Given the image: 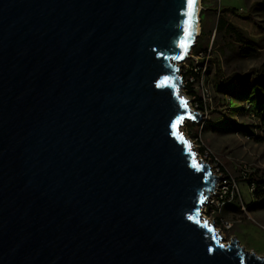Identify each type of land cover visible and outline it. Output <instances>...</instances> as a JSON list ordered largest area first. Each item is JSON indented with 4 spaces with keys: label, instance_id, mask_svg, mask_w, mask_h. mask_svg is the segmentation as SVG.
<instances>
[{
    "label": "water",
    "instance_id": "water-1",
    "mask_svg": "<svg viewBox=\"0 0 264 264\" xmlns=\"http://www.w3.org/2000/svg\"><path fill=\"white\" fill-rule=\"evenodd\" d=\"M196 8L0 0V264H264L204 216L220 177L181 129Z\"/></svg>",
    "mask_w": 264,
    "mask_h": 264
},
{
    "label": "rangeland",
    "instance_id": "rangeland-1",
    "mask_svg": "<svg viewBox=\"0 0 264 264\" xmlns=\"http://www.w3.org/2000/svg\"><path fill=\"white\" fill-rule=\"evenodd\" d=\"M263 3L264 0H202V11L204 7L206 8L204 25L207 31H213L212 35L208 33L202 41L204 46L209 45L208 55L205 56L202 65L187 58L181 63L180 70L182 84L185 86L181 88V92L189 99L192 111L199 112L195 106L198 96L203 98L205 92L207 95L205 109L200 113L201 120H188L181 128L185 136L191 139L199 157L209 163L213 173L220 177L214 192L216 193L221 186L228 185L229 189H233L235 195H238L242 206L239 212L227 210L223 214V218L230 221L232 227L229 230L221 228L219 233L226 242L236 237L245 250L254 251L259 256H264V196L255 203L256 209L249 210L246 204L256 201L250 192L249 179H264V143H257L241 132L231 130L232 125L227 123V120L237 125L251 126L254 130H260L262 122L253 113L246 111L244 108L246 103L229 101L228 95L218 92L216 81L218 76L219 79L226 81L235 75L249 81L253 73L259 72L264 67V6H261ZM222 9H236V13L224 12ZM221 20L234 25L253 42L252 47L256 49L255 56L246 57V53L241 51V44L231 39L221 28L218 29V36L213 44L214 30ZM244 47L247 45L243 44ZM196 53L193 47L190 56H198L199 54ZM202 57L200 56L198 60ZM188 65H194L202 71L199 81L192 86L186 83L187 76L184 71ZM234 82V87L240 89L239 80ZM187 86L195 89L197 97L189 94ZM227 87L228 91L232 92L231 86ZM255 88H247L243 91L248 97L251 96L250 100L253 102L258 100L254 92ZM236 107L243 108L236 111ZM203 147L207 153L205 156L200 155ZM214 192L211 191L209 200L215 196L216 199L220 198V193ZM209 203L204 216L209 223H214V216L217 215L211 213L213 207L211 202Z\"/></svg>",
    "mask_w": 264,
    "mask_h": 264
},
{
    "label": "trees",
    "instance_id": "trees-1",
    "mask_svg": "<svg viewBox=\"0 0 264 264\" xmlns=\"http://www.w3.org/2000/svg\"><path fill=\"white\" fill-rule=\"evenodd\" d=\"M261 6H264V3L261 4ZM205 7L203 8V11L201 12V16H200V21H201V33L197 38V43L194 47V51H197L196 54H203V58L201 59V61L199 62V64H203L204 62V58L206 55H208V47L203 45V39L204 37L209 33V35L213 34V31H207L206 27L204 25V11H205ZM224 12L226 11H231L233 13H236V9H222ZM224 29V31L228 34V36L231 39L236 40L238 43L241 44V51L246 53V57H252L255 56V48L252 47L253 42L242 33V31H240L238 28H236L234 25H232L231 23H229L228 21H222L219 22V24L217 25V28H215L214 32H215V36H214V40H213V44L216 41V37L218 36V29ZM243 44L247 45V47L243 48ZM217 62V61H216ZM219 64V63H218ZM190 75H196V73L194 71H188L186 73V76H190ZM252 79H250L248 81V79L244 78H240L239 76L235 75L234 77L230 78L228 81H224L223 79H219V76L217 77V90L218 92H221L223 95H228V99L229 101L233 100V102L238 101V103H249L250 104V108L244 107L246 109L247 112L253 113L257 118H259V120L262 122V126L264 127V67H262L259 72L253 73L252 74ZM221 78H223V76H221ZM235 80H239V82L241 83L240 89H236L235 86ZM227 86H231L232 88V92L228 91V87ZM256 87V88H255ZM187 88L189 89L188 92L189 94L195 95L196 91L195 89H192L191 87L187 86ZM247 88L250 89H254L255 95H257L258 100L253 102L251 99V96L248 97L246 92L244 94V90H246ZM253 98V97H252ZM198 101V103L200 104L199 106H203V103L201 102V100L198 98L196 99ZM202 108V107H201ZM241 108L243 107H236L235 110L239 111L241 110ZM227 123H229L230 125H232L231 130L237 131V132H241L243 135L249 136L251 137L255 142L257 143H264V136L258 135L255 133V130L253 128H251V126H243V125H237L234 123H231L230 121L227 120ZM259 128V127H258ZM192 134V131H191ZM194 135L192 134V137ZM197 136V135H196ZM206 152L205 148L203 147L201 149L200 155H204ZM251 183H255V190L253 192V196L255 198V202L253 203H249L246 204V207L250 210V209H256L254 208L255 203L262 199L264 196V179H249V184ZM228 200L227 202L224 204L225 208L230 209L233 212H239L241 211V202L239 201V197L238 195H234L233 199L230 200V195L227 196ZM230 200V201H229ZM225 213V212H224ZM222 209L220 211L216 210V215H217V219H221L223 218V214Z\"/></svg>",
    "mask_w": 264,
    "mask_h": 264
},
{
    "label": "built area",
    "instance_id": "built-area-1",
    "mask_svg": "<svg viewBox=\"0 0 264 264\" xmlns=\"http://www.w3.org/2000/svg\"><path fill=\"white\" fill-rule=\"evenodd\" d=\"M200 56H203V54H199L198 56H193V55H189V57L188 58H191V61H193V62H197V64H199V62L201 61V60H198V58L200 57ZM203 58V57H202ZM187 60V59H186ZM201 66V65H200ZM199 66V68H200V70H201V67ZM188 71H194L195 73H196V75H190V76H188L187 77V80H186V83L187 84H190V86H192V85H195V82L197 81H199V75H200V72H202V71H199L198 70V68L196 67V66H190V65H188V66H186L185 67V73H187ZM195 97H197V93L194 95ZM199 97V99L201 100V102L203 103V106H199L200 104L198 103V101L196 100L195 102V106H196V108H197V110L199 111V113H201V112H203L204 111V106H205V103H206V100H207V95H206V92L205 93H203V98L201 97V96H198ZM202 107V108H201ZM246 107L247 108H250V104L249 103H247V105H246ZM255 133L256 134H258V135H261V136H264V127H262L260 130H255ZM247 138L248 139H251V137H249V136H247ZM207 153L205 152V154L204 155H202V156H205ZM217 169H220V167H217ZM246 175V174H245ZM255 183H251L250 184V192H251V194L253 195V192H254V190H255ZM216 190V189H215ZM216 193L218 194V193H220L219 195H220V198H218V199H216L215 197H213L211 200H209L208 201V203L207 204H210L209 202H211V206L213 207V209H211V213L212 214H216V210H218V211H220L221 209H222V207H223V205L227 202V200H228V195H230V200H232L233 199V196L235 195V191L232 189V190H230L229 189V186L228 185H223V186H221L220 187V189L218 190V191H216ZM218 196V195H217ZM229 200V201H230ZM215 204L216 203V205H213V204ZM207 206V205H206ZM205 210H206V207H205ZM204 210V214H205V211ZM207 219V218H206ZM214 224H215V226H216V228L219 230H221V228L223 229V230H229L231 227H232V224L230 223V221H227V220H225L224 218H221V219H217L215 216H214Z\"/></svg>",
    "mask_w": 264,
    "mask_h": 264
},
{
    "label": "bare ground",
    "instance_id": "bare-ground-1",
    "mask_svg": "<svg viewBox=\"0 0 264 264\" xmlns=\"http://www.w3.org/2000/svg\"><path fill=\"white\" fill-rule=\"evenodd\" d=\"M201 2L202 0H197V8H196V14H195V32H194V40H193V45L195 43V39L198 38V36L200 35V31H201V23H200V14H201ZM191 52H189L190 54ZM185 60V59H184ZM192 110V108H191ZM182 129V128H181ZM205 162V161H204ZM206 207V206H205ZM205 207L203 208V210H205Z\"/></svg>",
    "mask_w": 264,
    "mask_h": 264
},
{
    "label": "crops",
    "instance_id": "crops-1",
    "mask_svg": "<svg viewBox=\"0 0 264 264\" xmlns=\"http://www.w3.org/2000/svg\"><path fill=\"white\" fill-rule=\"evenodd\" d=\"M227 210H230V209L225 208V205H224V206L222 207V212H223V213H224V212L226 213Z\"/></svg>",
    "mask_w": 264,
    "mask_h": 264
},
{
    "label": "snow or ice",
    "instance_id": "snow-or-ice-1",
    "mask_svg": "<svg viewBox=\"0 0 264 264\" xmlns=\"http://www.w3.org/2000/svg\"><path fill=\"white\" fill-rule=\"evenodd\" d=\"M193 4H194V0H189V6L192 7Z\"/></svg>",
    "mask_w": 264,
    "mask_h": 264
}]
</instances>
